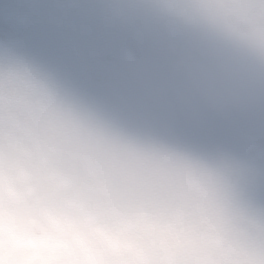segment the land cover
<instances>
[{"label": "clouds", "instance_id": "clouds-1", "mask_svg": "<svg viewBox=\"0 0 264 264\" xmlns=\"http://www.w3.org/2000/svg\"><path fill=\"white\" fill-rule=\"evenodd\" d=\"M79 10L134 102L0 43V264H264V0Z\"/></svg>", "mask_w": 264, "mask_h": 264}, {"label": "flooded vegetation", "instance_id": "flooded-vegetation-1", "mask_svg": "<svg viewBox=\"0 0 264 264\" xmlns=\"http://www.w3.org/2000/svg\"><path fill=\"white\" fill-rule=\"evenodd\" d=\"M5 2V6H7V9L10 11L11 17H13V15H15L14 13L17 11H20L21 15H26L25 18H28L31 14L41 16L40 23L42 25L38 29L40 35L37 40V46H42L45 49L44 51L50 54L47 56V59L59 67L60 64L56 60L55 55L56 47L59 43L58 38L60 37L56 32L61 28V22L58 21L62 15L61 0H19V2L15 3L16 7L14 6L13 0H6ZM19 4L22 5L20 9L17 7ZM77 4V1H73L72 12L74 14H76L78 10ZM15 8L18 10H15ZM29 21H31V19H29ZM80 22H85L86 28L84 30L77 28L79 22L75 21V23H73L75 27L71 30L69 41L71 42L74 38L78 53L80 55H88L91 58V62L96 59L106 58L114 63L124 76L118 83L107 86L103 91L122 94L129 99V102H134V95L132 94L128 80V65L131 61L128 59L125 50L129 37L110 27L105 22L98 24L90 21L89 16L85 19L83 18ZM37 24L38 23H28L26 28L30 29V26L33 28V26H37ZM0 26L11 27L12 34L16 39V24H13V22L9 24L1 23ZM133 45L134 54H136L137 45L135 42ZM73 61L76 74L78 75L77 64L74 59ZM72 76L77 78L74 74H72ZM79 79L81 80L80 77Z\"/></svg>", "mask_w": 264, "mask_h": 264}, {"label": "rangeland", "instance_id": "rangeland-1", "mask_svg": "<svg viewBox=\"0 0 264 264\" xmlns=\"http://www.w3.org/2000/svg\"><path fill=\"white\" fill-rule=\"evenodd\" d=\"M6 0H0V24L1 23H10L13 22V24H16L17 30L15 32L17 37V42L15 45L23 47L25 49L30 50L34 54H37L45 59H47V56L50 55L49 53L45 52L44 48L40 45L37 46V40L40 35V31L38 30L39 27L42 25L40 22V15L37 14H31L28 18H25L26 15H21L20 11H17L14 13L13 17L10 15V11L7 9V6H5ZM11 1V0H10ZM73 1L78 2V10L76 14L72 12L73 7ZM19 2V0H13L14 6L16 7V4ZM80 0H61V18L58 19V21L61 22V28H59V31L57 30L56 34H58L60 37L58 38V46L56 47V55L55 58L60 64V68L66 72H68L70 75L74 74L77 76V79H79L78 75L76 74V68L74 65V61L72 60V55L70 51V35L71 30L75 27L73 23L75 21L80 22L83 18H87L88 16L82 13L79 10ZM19 9L22 8V5L19 4L17 6ZM17 8H15L16 10ZM18 10V9H17ZM21 17H20V15ZM10 15V16H9ZM28 19V20H27ZM31 19V21H29ZM89 20L95 23H104L101 20H96L93 17H89ZM28 23H38L37 26H33V28L27 29L26 25ZM54 30V29H53ZM56 30V29H55ZM47 50V47H46ZM48 60V59H47ZM80 80V79H79Z\"/></svg>", "mask_w": 264, "mask_h": 264}, {"label": "water", "instance_id": "water-1", "mask_svg": "<svg viewBox=\"0 0 264 264\" xmlns=\"http://www.w3.org/2000/svg\"><path fill=\"white\" fill-rule=\"evenodd\" d=\"M81 28H85L83 24ZM0 43H13V37L9 30L0 27ZM133 41L129 38L126 46V52L132 59L134 54ZM73 53L75 54L76 60L79 62L78 68L79 73L83 77V83L92 86L97 89H103L107 85H114L118 83L123 76L119 73L118 69L112 63H109L107 59H100L95 63H91L87 56H77L75 45L72 46ZM102 83V87L99 85Z\"/></svg>", "mask_w": 264, "mask_h": 264}]
</instances>
